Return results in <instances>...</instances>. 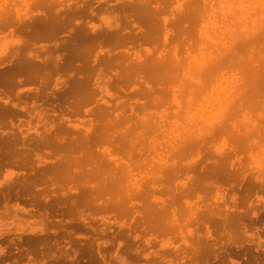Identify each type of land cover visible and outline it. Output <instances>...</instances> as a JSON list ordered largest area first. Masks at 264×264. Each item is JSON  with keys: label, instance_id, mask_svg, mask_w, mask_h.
<instances>
[{"label": "rangeland", "instance_id": "374dc122", "mask_svg": "<svg viewBox=\"0 0 264 264\" xmlns=\"http://www.w3.org/2000/svg\"><path fill=\"white\" fill-rule=\"evenodd\" d=\"M13 1L14 0H0V20L2 19V14L5 10H12V15L15 14L14 19L18 16L26 21L33 18H41L43 14L52 12L49 9L53 8L58 9L61 13H66L67 11L74 12L78 8V5L82 9L92 8L93 13L72 17L69 24L65 25L64 28L57 30L54 29L50 33H53V36L47 34L32 38L31 41L33 44L30 45V47H23V42L28 40V36L23 31L16 29L15 25H12L7 29H3L0 26V65L2 67H7L12 64V61L18 53L25 54L27 51L36 56L35 60L38 64H40L39 60L47 62L45 66L47 72L44 73L45 70L42 67L38 69L39 76L45 78L44 82L21 81L16 83L15 86L12 87V90L0 93V97H7L11 103H18L25 108L24 110H18L15 108V113L0 119V138H5L10 142L7 144L8 147L0 146V149L12 150L13 148L15 151H19L20 154H18L17 157L20 158L21 156L26 155L25 160L27 164L24 169L12 166V164L9 163H5L0 167V176L2 175L0 177V264H4V262L5 264H88V261L89 264L204 263V255L201 252L193 254L190 250L192 247L191 243L195 241V237L197 235L199 237L203 235V228H198L196 229L197 231L194 230L191 233L190 229L192 226L184 224V227H182V224V228H180V226L177 228L178 231L175 228L173 231L161 233L155 232L153 229L149 230L142 219L143 207L151 205L153 210L155 212L157 211L158 214L163 210L167 215L165 220L167 222L170 221L169 204L171 203L177 208L178 212L180 211L183 214L186 212V215L188 212L187 209L190 208L191 210L195 209L199 215L204 214L208 207H213L217 212H221L225 207H223L221 198H228L230 195L229 189H225V195L222 194L221 190L217 189L214 191L213 188L208 191L198 190L196 194H188L186 193V190L190 188L188 186H191L190 175L193 176V174H195V171L193 170H196L202 164H204V167L215 164L217 159H219V153L227 154L230 152L228 149L229 146H233L235 149L238 147H236L234 142L229 138L214 135L205 138V141L203 140L199 143L196 148H191L183 152L184 154H177L175 152V147L169 142L175 143L172 141L173 137L175 138L176 134L183 132L185 124L189 123L190 125L198 126L195 124L200 123L199 121L202 114L209 111L212 105L211 97L206 95L207 93L209 94L210 90L205 89L202 92V94L206 93V96L200 94L202 96L201 99L203 98V104H200L199 97L197 96L198 93L196 92L197 94L193 95L196 90L194 87L196 84H193L195 83V78L192 80L194 74L193 72H190V69H186V72L188 73H186L183 78L180 76L181 74H177L178 83L175 81L177 77L172 79V73L170 71L164 70L160 71L159 74H154L150 71L139 68L137 64L138 62L147 60L151 57L171 58L173 60V52H176L182 59H184L183 55H186L187 53V57L191 58L190 56H192L191 62L193 63L200 61L202 58L201 55L206 52L207 48H201L200 42H203L202 44H204L206 39L204 36L199 37L197 34L199 29L204 31L207 29L206 33H212V28L215 29V25L219 24L217 23L219 19L216 20L215 16L217 15V17H220V15H218L221 10L220 5H223L224 1L214 0L211 2L212 0H207V2H211L212 5L209 3L208 8H206L205 5L199 6V3H205V0H197V2L196 0H158L159 4L157 5L161 8L155 13L154 18H156L153 19L154 22L152 20L150 24L144 23V26L141 20H127L124 24L118 23L117 26H114L113 15L119 13V8L116 6L119 5V3L127 2L128 0H53V3L52 0H16L14 1L15 3ZM215 2L216 4H219L216 5L214 4ZM188 3H192L194 6L188 5ZM196 3L198 6L195 5ZM209 5L212 7L210 8ZM197 7L200 8L198 9ZM201 7H205L206 9L210 8V10L216 14L215 15L213 12L210 13L212 17L215 15L214 19L208 17L210 14L206 15L204 11L201 10L203 9ZM188 8L190 10H193V8L198 9L195 12L198 11L199 15L196 13V16L194 13V18V16L192 17L194 14H192L190 16L191 18L189 17V21H185V24L188 25L187 27L190 30L191 37L197 36L195 39L197 40L198 37L199 39L198 41H193L188 47H184L185 49L190 48V50L186 49V51L182 46L183 44L173 40L170 30H163V23L166 24L167 29H173L172 23L176 20L179 13L184 12L185 9ZM200 15L201 17L199 19L198 17ZM205 15L207 16V19L204 18ZM196 18H198V20ZM148 25L156 28L152 39H148L144 36ZM79 26L82 28L84 36L77 35L76 27ZM209 29L211 30V33L208 32ZM115 32L133 36L130 41H122L121 43L111 41L105 37L108 33ZM74 33L75 37H73ZM96 35H98V37L95 39L89 38V36L92 37ZM163 36H167L165 41H163ZM77 41L81 42H79L78 48L72 49V47L77 44ZM195 45L196 47H194ZM181 49L186 52H183ZM253 51L254 55L256 53L257 56L264 55V49L256 47ZM94 58H96L95 61H93ZM186 60L187 58L185 61ZM245 60H248L247 51L236 55V58L232 62H229L228 66L224 65V67H222L223 69L221 68L223 76H227V79H229L227 80V83L233 81L230 79H233L234 75L237 77L236 72L241 71L240 69ZM133 63H136L134 67H132ZM49 64H51V66H49ZM179 68L181 69L180 66L178 67V70H180ZM180 77L182 78L181 83ZM137 82H139V84ZM225 83L226 82H224L223 79L218 85H220L222 89ZM77 84H80L81 86H78ZM221 89L218 88V90ZM35 90L36 92H34ZM216 92L219 93V91ZM11 94L13 96H11ZM226 94H228L226 97L227 99L231 94H229V91H227ZM194 98L198 100L195 105H193V102H195V100L193 101ZM182 101L183 103L187 102V104L184 103L186 105L185 108ZM206 102L207 105H205ZM223 103L224 102L222 101L219 104V108H222ZM202 106L204 110H202ZM207 107H209V109ZM190 110L192 111L189 112ZM182 112H184L183 115H181ZM175 115L176 117H174ZM179 115L180 117H187L190 120H187L186 118L182 120L180 118L179 120ZM251 116L254 117V115ZM193 117L195 118L193 119ZM184 121L185 123H183ZM183 125L184 127L182 128ZM180 129L183 130L180 131ZM80 132L83 135L80 134ZM53 136L63 137L65 142L69 140L72 143V147L57 148L40 141V137L51 138ZM94 136H96V138H94ZM86 137H90L88 143H84V138ZM176 139L178 140L177 136L174 141ZM176 142L178 143V141ZM128 146L129 148H127ZM165 146L168 148L166 147L165 149ZM155 147H159L160 151ZM239 149L240 148L237 150ZM164 150L165 153L163 152ZM241 150L242 149H240V151ZM245 150H247V148ZM245 150H242L241 152L239 151L240 153L236 152L239 161L246 165L244 167H239L246 169V172L248 173H252L249 175L254 176L255 181L260 179L264 182V150L260 151L255 144L249 145L248 150L250 151ZM150 153H153V156L155 154H159L160 156L157 155V158L156 156L149 158L151 157ZM198 153H201V156ZM144 157L145 159H148L145 160L146 165L141 162V160L144 161ZM149 159L150 162L154 161L151 162L150 166V162H148ZM136 161L137 163L139 161L140 165L138 164V166H135V164H137ZM107 162H109V164ZM234 162L237 164L236 160H234ZM54 163H60V165L65 166V175L54 176L49 180L46 178L38 179V177H36L25 178L23 181L22 177H20V171L27 173V171H30V168L32 169L31 171H42L45 166ZM157 163L158 166L156 165ZM171 164H178L180 167L182 166V168H185L186 172L183 171L177 176L169 179L157 176L156 173L161 169L160 166H169ZM105 169L107 170L105 171ZM125 173H129L130 176L128 174L129 177L127 175L124 176ZM131 173L132 176L133 174L135 175L132 177ZM107 174L110 175L111 180L113 182L116 181L117 184L121 182V184L123 183V186H125L124 182L127 181L128 183L126 182V187L128 188L130 186V191H133L135 189L134 187L138 186V192H143L139 195L132 194L131 198L128 200L127 197H124L125 201L129 202L128 204H125L128 206V214L122 213L114 207L111 208V205L114 206L116 204L114 201L116 202L118 199H121L123 194L118 196L113 190L115 183L102 186L103 181L106 180L105 177ZM94 176L97 179H95ZM18 179L20 181H18ZM23 182L25 183V187L27 186L32 192L31 194L34 193L33 195L38 200L36 202L39 203H41L42 195H59V193H63L65 196L74 195L75 198L87 195L89 201H82L80 202L81 204L78 203V207L74 206V209L72 208L67 216L62 219L59 216H56L55 220L52 217H42L38 212L41 209L40 206H37L38 208L35 207L37 212L32 210L29 214L24 213L18 208H15V206H12L13 202L11 200L12 188L14 187V190L20 192V185L21 183L23 184ZM50 182H55L57 189L55 188L53 191L43 188V186L48 188ZM133 183L135 184L132 188ZM229 183L235 184L236 182H219V184L223 185L225 188L229 187ZM242 183L243 182L240 184ZM79 186L84 188V190L80 191L82 188ZM8 188H10V193L8 192L7 202H2V195L3 193H6ZM103 190L105 192H103ZM112 190L115 194L112 192L113 195H109ZM106 191L110 193H107L104 197L103 194H105ZM200 191H202V193ZM260 193V190L256 189V197L250 194L248 200L244 202L241 208L243 210L246 209L249 201H251V204H256L255 199H257ZM200 195L201 198L197 197ZM112 197L114 198L112 199ZM68 202L69 201H65L62 205L66 206ZM108 207L111 208L109 211ZM136 211H139V213ZM175 216H177L176 212ZM254 225L259 227L258 224ZM78 228L81 230L79 231ZM184 229L186 230V233L183 232ZM252 231L253 228L245 231L240 228H234L229 232L230 236L227 238L225 234H221L219 240L213 244V247L218 249L214 254L208 257L207 262L209 263L210 261L211 264H230L228 259H226L222 253L220 254L218 252L221 251L222 246L231 250L234 246L239 245L237 248V252H239L238 256H233L232 258L238 260L240 264H246L248 252H252L253 249L259 245L262 246V241L260 240L264 239L261 236L260 240H258L252 235ZM31 237H44V241H40L41 245H39L40 243H37L32 246H27L25 244L26 238ZM129 243H132V245ZM88 246L89 248H87ZM216 253H218L217 257L212 258ZM222 261H224V263Z\"/></svg>", "mask_w": 264, "mask_h": 264}, {"label": "bare ground", "instance_id": "6f19581e", "mask_svg": "<svg viewBox=\"0 0 264 264\" xmlns=\"http://www.w3.org/2000/svg\"><path fill=\"white\" fill-rule=\"evenodd\" d=\"M14 1H16V0H14ZM213 1L214 0H212L211 2H213ZM222 1H224V4L220 5V7H221L220 9L221 10L218 8L220 10V11L218 10L219 11L218 15H220V17L218 16L219 18L217 17V15L213 11L210 10V8L212 7L211 6L212 5L211 2H207V0H205L204 2L206 4L205 3L202 4V2L198 1V2H200L199 6L200 5H202V6L205 5L206 8H208V4L210 3L211 5H209V7H210L209 9H206L205 7H201V8H203L201 10L204 11V13L206 15L210 14L211 12H213L216 15V16L214 15L216 20L219 19V21H217V23H219V24L215 25V27H214L215 29H213L211 27L212 28V33H211L210 29H209L210 31L208 30V32L211 33V34L206 33L207 29L205 31L202 30V29L201 30L199 29L198 34L196 32V34L199 35V37L200 36H204L205 39H206L204 44H202L203 42H200L201 45L199 44L202 49L203 48H205V49L207 48L206 52L201 55L202 58H201L200 61H198L196 63H193V62H191L192 61V59H191L192 56H190L191 58L187 57L186 56L187 53H186V55H183L184 54L183 52H186L188 49L190 50V48H188V49L186 48L187 49L186 50L184 47H188L193 41L196 40L195 38L197 37V36L196 37L195 36L191 37V33L189 32L190 30L187 27L188 25L185 24V21H187V20L189 21V17L192 14L198 13V11L197 12H195V11L198 10L200 7L199 8L197 7L198 9H194L193 8V10H190L189 9L190 7H189L188 9H185V11L183 10L184 12H180L179 13V15L176 18V20L172 23L173 29H167L166 24L163 23V28H164L163 30H165V31L166 30H170V32H171V34L173 36V40L178 41L181 44H183L182 46H183V48L186 51L182 50L183 48L181 47L182 48L181 50L183 52H181V51L180 52L183 53L182 55L184 56L183 57L184 59L180 58V56H178L176 52H173L174 53L173 60L171 58H162V57L154 58V57H151V58H148L147 60H142L141 62H138V64H137V66L139 68H142L143 70L150 71V72H152L154 74H159L160 71H164V70L170 71L172 73V75L170 74L172 76V79L176 78L178 76L177 74H179V75L181 74L180 76L183 78V76L186 73H188V72H186V69H190V72H193V74H194L192 76V80L195 78V83H193V84H196V86H194V85L193 86L197 90V91L195 90L193 95L198 93L197 96L199 97L200 104H203V101H202L203 98L201 99L202 96L200 94H202V92L205 89L206 90L207 89L210 90L209 94L208 93L207 94L203 93L202 95L210 96L211 98L210 97L209 98L211 99L212 105H211L210 109H209V107H207L209 109V111H206L204 114H202V117H201V119L199 121L200 123L195 124V125H198V126H193L192 124L190 125L189 123L185 124V127L183 125L182 128L184 127V130L180 129V131L183 130V132H180V133L176 134V136L178 137V140L176 139L174 141L176 136H175V138L173 137V140H172L175 143H177L176 141H178V143L175 144V143L169 142L171 145L173 144V147H175V152L177 154H182L183 152H185V151H187V150H189L191 148H196L198 146V144L201 143L205 138H207V137L209 138V137L214 136V135H220L223 138H229L231 141L234 142L236 147H238V148H240L242 150H245L246 148L248 150V147H249L250 144H253V145L255 144L256 147L260 149V151L264 150V55H258L257 56V53L254 55V51H253L254 48H256V47H258L260 49H264V0H222ZM196 2H197V0H196ZM52 3H53V0H52ZM192 3L191 4L188 3V5L191 6V5L194 4V3L193 4ZM157 4H159L158 0H128L127 2L119 3V5L116 6V7L119 8V13L118 14L116 13V14L113 15L114 16V19H113L114 20V26H117L118 23L119 24H121V23L124 24V23H126L127 20H130V21L141 20L143 22V26H144V23H149L150 24V22L153 19L156 18V17L154 18L155 13L161 8ZM214 4H216V2ZM217 4H219V3H217ZM195 5H197V3ZM49 10H51L52 12H49L47 14H43V16L41 18H33V19L28 20V21L23 20V19L19 18L18 16H17L18 18L16 17L14 19V15L15 14L12 15V10H5V12H3V14H2V19L0 20V26L3 29H7V28L11 27L12 25H15L16 29H18L20 31H23L28 36V40L23 42V47H26V46L30 47V45L33 44V42L31 41L32 38L50 34L54 29L57 30V29L64 28V26L68 25L69 22H70V19L72 17H74V16H80V15L83 16L85 14L89 15V14L93 13L92 8H88V9L84 8V9H82V8H80L79 5H78V8L74 12L73 11H71V12L67 11L66 13H61L56 8L49 9ZM202 11H200V12H202ZM195 14L192 15V17L194 16V18H195ZM198 15H199V13H198ZM206 15L204 16V18L207 17ZM196 16H197V14H196ZM214 16L212 17L211 14H210V16L208 15V17L213 18V19H214ZM200 17H201V15L198 18L200 19ZM198 18H196V19L198 20ZM193 20H195V19H193ZM153 22H154V20H153ZM206 23H208V22H206ZM207 28H208V26H207ZM76 30H77V35L78 36H84L83 33H82L83 30H82V28L80 26L76 27ZM155 30H156V28L154 26L148 25V28L146 29V32L144 33V36L146 38H148V39H152L153 34L155 33ZM215 30H216V32H215ZM52 34H50V35H52ZM132 36L126 35L124 33L115 32V33H108L105 37L107 39L111 40V41H114V42H117V43H121L122 41H130L132 39ZM21 37H23V36H21ZM73 37H75V33H74ZM96 37H98V35L92 36V37L89 36L90 39H95ZM199 37L197 38L196 41H198ZM166 38H167V36H163V41H165ZM71 40H73V39H71ZM79 42L77 41V44L74 45L72 47V49H77L78 46H79ZM197 43H195V44H197ZM70 45H69V48H70ZM194 47H196V45ZM69 48H68V50H69ZM175 51H176V49H175ZM246 51L248 53V60H245L244 63L242 64L243 66L240 69L241 71L236 72L237 77H235V75H234V78L230 79V80H233V81L231 83H227V80H229V79H227L228 78L227 76L226 77L223 76V72H222L221 68L224 67V65L228 66L229 62H232L236 58V55H238L240 53H244ZM256 51H258V50H256ZM105 55H107V54H105ZM186 58H187V60L185 61ZM35 59H36V56L32 55L31 53H29L27 51V52H25V54L18 53L16 55V57L14 58V60L12 61V64H10L9 66L2 67L0 65V93H4L5 91L12 90V87H14L16 83L21 82V81H27V82L28 81H30V82L37 81L38 83L44 82L45 78H43V76H39L38 69L40 67H42L45 70V66H46L47 62L39 60L40 64H38V62ZM71 59H73V58H71ZM241 59H243V58H241ZM95 60H96V58L93 59V61H95ZM135 65H136V63H133L132 67H134ZM49 66H51V64H49ZM179 66L181 67V69L179 68L180 70H178ZM53 68H54V66H53ZM55 71H57V70H55ZM45 72H47V71L45 70L44 73ZM46 75H47V73H46ZM118 75H119V73H118ZM125 77H126V75H125ZM168 77H170V76H168ZM182 78L180 79V83L182 82ZM177 79H178V77L176 78L175 81H177L179 83V81ZM223 79H224V82H226V83L221 89V86L218 85V84L220 83V81H223ZM137 83L139 84V82H137ZM222 84H223V82H222ZM201 85H203V86H201ZM217 87L219 89H221V90H218ZM50 89H51V87H50ZM216 91H219V93H217ZM227 91H229V94H231V95L226 99V97L228 96V94H226ZM34 92H36V90ZM60 92H62V91H60ZM11 96H13V95L11 94ZM186 96H188V95H186ZM205 99H206V97H205ZM194 100H195V102H193L194 104L191 102L193 105H195L196 102L198 101L195 98L193 99V101ZM222 101L224 102L223 106H222V108H219V104ZM182 103H183V101H182ZM204 103H205V101H204ZM185 104H187V102ZM185 104H184V108L186 107ZM189 105H190V103H189ZM205 105H207V102H206ZM188 106H187V108H188ZM203 106H202V110H204ZM15 108H17L18 110H24L25 109L22 105H19L18 103H14V102L11 103L10 100L7 99V97L6 98L0 97V119H2L5 116H9V115L15 113L16 112ZM193 108H195V107H193ZM96 109H97V107H96ZM257 109H259V110H257ZM191 111L192 110H190L189 112H191ZM83 113H84V111H83ZM183 113L184 112H182L181 115H183ZM196 113H197V111H196ZM196 113H194V114H196ZM96 114H98V113H96ZM111 115H113V114H111ZM251 115H254V117H252ZM174 117H176V115ZM180 118H181V120L185 119V118L187 120L189 119L187 117H185V118L182 117V116L180 117V115H179V120H180ZM194 118L195 117H193V119ZM103 120H104V118H103ZM101 122H103V121H101ZM183 123H185V121ZM166 125H168V124H166ZM123 126H124V124H123ZM108 127H110V126H108ZM158 131H160V130H158ZM80 134H82V133L80 132ZM135 134H136V132H135ZM20 135H21V133H20ZM168 135H170V134H168ZM171 135H172V133H171ZM164 137L166 138V136H164ZM89 138L90 137L84 138V140H85L84 143H88L89 142L88 141ZM94 138H96V136H94ZM166 139H168V138H166ZM212 139H214V138H212ZM64 140L65 139L63 137H57V136H53L51 138L40 137V141L42 143H44V144L49 145V146L57 147V148H59V147L60 148H64V147L71 148L72 147V143L69 140L66 141V142ZM123 141H124V139H123ZM170 141H171V139H170ZM218 141H219V139H218ZM92 142H94V141H92ZM8 143H10V142H8L5 138H0V146L8 147L7 146ZM97 143H99V142H97ZM120 144H122V143H120ZM127 144H128V142H127ZM174 144H175V146H174ZM20 145H21V143H20ZM85 145H87V144H85ZM113 145H115V144H113ZM162 145H163V142H162ZM109 146H111V145H109ZM155 146H157V145H155ZM166 147L167 146H165V149H166ZM169 147H170V145H169ZM127 148H129V146ZM156 149L159 150V147H157ZM228 149H229L230 152L227 153V154L219 153V159H217V162L215 164H212V165H210L208 167H204V164L201 163L202 164L201 166H199L196 170H193V171H195V174H193V176L190 175L191 186H188L190 188H188L186 190V193H188V194H192V193L196 194L198 192V190L208 191L209 189L213 188L214 191L219 189V190L222 191V194H224V192L226 191L225 189H229L230 190V195L228 194L229 196H228L227 199H222L223 197L221 196L222 197L221 200H222L223 207L225 206L224 209L221 212H217L213 207H208V209H206V212L204 214L199 215L198 212L195 209L191 210V208L189 206L190 209H187L188 210L187 215L185 214L186 212L184 213L186 215L185 216L180 211L178 212L177 208L175 206H173V203H171V204H169V208H170V214H169V216H170V219H169L170 221L169 222L170 223H169V222L165 221L166 218H167V215L164 213L163 210H161V212H159V214H158L157 211L155 212L153 210V207H151V205H146V206L143 207V211H142V216H143L142 219H143V222H144L145 226L149 230L153 229L155 232H160V233L161 232H170V231H173L175 229L177 230V228L179 226H180V228L184 227V224L192 226V228L190 229L191 233L194 230L198 229V228H201V229L203 228V235L200 236V237L197 235L195 237V241L193 240L194 242L191 243L192 247L190 248V250L192 251L193 254H195L197 252H201L204 255V261H203L204 263H202V264H211L210 261H209V263L207 262L208 261V257L210 255L214 254L217 251V249H218V248L215 249L213 247V244H215L216 241L219 240V237L221 236V234H225L226 238L229 237L230 236L229 232L232 229H234V228H240L243 231L253 228L252 235H254L258 240H260L261 236L264 238V182L262 180H260V179L255 181V177L249 175V174H252V173H250V172L248 173V172H246V169H243L242 167H239V166H243V167L246 166L241 161H239L238 155L236 153V152L240 153L242 150L241 151H240V149L237 150V149L233 148V146H229ZM247 150H245V151H247ZM248 151H250V150H248ZM150 152H151V150H150ZM163 152L165 153V150ZM172 152H173V150H172ZM192 153H193V151H192ZM18 154H20V152L19 151H15L13 148H12V150H10V149H6V150L0 149V167L3 164H5V163H7V164L9 163V164H12V166H17V167H20V168L24 169V167L27 165L26 164V160H25L26 159V157H25L26 155L25 156H21L19 158V157H17ZM134 154H135V152H134ZM152 154H151V157H149V158H152V156H153ZM198 154L201 156V153H198ZM157 155L160 156L159 154H155L153 157L156 156V158H157ZM245 155H247V154H245ZM202 157H204V156H202ZM87 158H89V157H87ZM143 160L144 161L141 160V162H143L144 165H146V163H145L146 161L145 160H148V159H145V157H144ZM234 160L237 161V164H235ZM97 162H98V160H97ZM148 162H150V159H149ZM148 162H147V164H148ZM151 162H154V161H151ZM151 162H150L149 166L151 165ZM107 163L109 164V162H107ZM136 163H137V161H136ZM139 163L140 162L138 161L137 164H135V163L134 164H135V166L136 165L138 166ZM105 164H106V161H105ZM68 165H70V164H68ZM156 165L158 166V163ZM70 166H69V168H70ZM66 167H68V166H66ZM160 167H161V169L159 168L160 170H158L156 174H157L158 177H163L164 179H169V178L175 177V176H177L178 174H180L183 171L186 172L185 168H182V166L180 167L178 164H171L169 166L163 165V166H160ZM192 169H193V166H192ZM31 170L32 169L30 168V171L29 172L27 171V173L23 172V171H20V175H21L20 177H22L23 181L25 180V178H36V177H38V179L46 178V179L49 180V179H51V177H54V176H62L66 172L65 171L66 170L65 166L60 165V163H57V164L54 163V164H51V165H47V166H45V168H43L42 171H40V170L31 171ZM106 170L107 169H105V171ZM3 171H4V169H3ZM96 173H97V171H96ZM1 174H2V172H1ZM127 174L130 176L129 173H125L124 176L127 175ZM134 175L135 174H133V176ZM109 176L110 175H108V174L106 175V177H105L106 180L103 181L102 186L103 185H111V184L115 183L113 190L116 192V194L118 196L120 194H123L121 199H118V201H116V202L114 201V203H116L115 204L116 206L113 204L114 206L111 205V208L114 207L115 209H118V211H120L122 213H127L128 212V206H126L125 204H128L129 202H126L125 198L127 197V200H128V199L131 198L132 194L139 195V194H141L143 192L142 191L138 192L139 188H138V186L134 187L135 183H133V186L131 184H129V185L132 186V188L133 187L135 188L133 191H130V186L128 185L129 189L126 187V182L127 181L126 182L123 181L124 184H125V186H123V183L121 184V182H119L118 184L116 183V181L113 182L111 180V176L110 177ZM131 176H132V173H131ZM97 177H98V175H97ZM95 179H97V178L95 177ZM18 181H20V180L18 179ZM228 181H231V182L235 181L236 183L235 184H230L229 183V187L228 188H225L223 185L219 184V182L226 183ZM241 182H243V183L240 184ZM24 184H25L24 182H23V184L21 183L20 192L17 191V190H14V187L12 188V199H11L12 202H13L12 206H15V208H18L20 211H22L24 213H28L29 214V213H31L32 210L37 212V209H35V207L38 208L37 206H40L41 209L38 212H39V214L42 217H44V218H47V217L51 218L52 217L55 220V217L59 216L62 219L63 217L67 216V214L71 211V209L74 206H77L78 203H80L82 201L83 202L89 201L87 195H82V196H79L78 198H75L74 195L65 196L63 193H59V195H53V194L42 195L41 196V203H39V202H36L38 200L33 195L34 193L31 194L32 192L28 189L27 186L25 187ZM168 184H170V183H168ZM173 185H174V183H173ZM77 186H78V184H77ZM43 188L50 189V190L54 191L55 188H56V184H55V182H50L49 185H48V188H46L45 186H43ZM80 188H82V187H80ZM256 189H259L260 192H261L260 195H258L257 199H255L256 204H251V201H249L248 204H247V208L243 210L241 207L244 204V202L246 200H248V197L250 196V194L253 195L254 197H256V195H255L256 194ZM9 190H10V188H8L6 190V193H3V195L1 194L2 195V202L7 200ZM82 190H84V188H82L80 191H82ZM113 190L111 191V194H109L110 192L106 191V193L103 194L104 197H105V195L107 193L109 195L115 194L113 192ZM202 191H200V192L202 193ZM103 192H105V191L103 190ZM112 192H113V194H112ZM154 192H156V191H154ZM96 193H97V191H96ZM26 195H28V196H26ZM197 197L201 198V195L197 196ZM113 198L114 197H112V199ZM208 199H209V197H208ZM110 200H111V196H110ZM65 201H69V202L67 203L66 206H63L62 204ZM181 202H182V200H181ZM8 205H9V203H8ZM26 206H28V207H26ZM130 207H132V206H130ZM111 208H109L108 211ZM136 212L139 213V211H136ZM175 212L177 213V216H175ZM201 212H203V211H201ZM3 219H4V217H3ZM64 222H65V220H64ZM182 224H183V226L181 227ZM254 224H258L259 227L254 225ZM50 226H51V224H50ZM23 227H25V226H23ZM78 230H79V228H78ZM185 231L186 230L184 229L183 232H185ZM49 232H50V230H49ZM27 236H29V235H27ZM54 240H56V239H54ZM40 241H44V237L26 238L25 244L27 246H32L34 244L40 243ZM260 241H262V246L259 245L258 247L254 248L252 252L251 251L248 252L246 264H264V239L260 240ZM39 245H41V243ZM130 245H132V243ZM228 247H229V245H228ZM238 247H239V245H236V246H234L233 249L228 250L226 247L222 246L221 251H219L218 253H220V254L222 253L226 257V259H228L230 264H240V262L238 260H235V259L232 258L233 256H238V254H239V252H237V248ZM87 248H89V246ZM111 249H113V248H111ZM57 252H59V251H57ZM95 252H96V249H95ZM39 253H41V252H39ZM218 253L213 255L212 258L217 257ZM131 255L134 256L133 254H131ZM133 261H135V260H133ZM222 262L224 263V261H222ZM4 264H5V262H4ZM88 264H89V261H88Z\"/></svg>", "mask_w": 264, "mask_h": 264}]
</instances>
